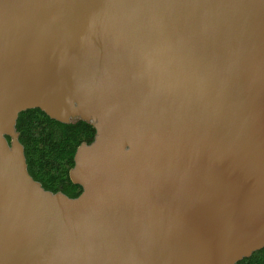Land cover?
Here are the masks:
<instances>
[{
	"label": "water",
	"instance_id": "95a60500",
	"mask_svg": "<svg viewBox=\"0 0 264 264\" xmlns=\"http://www.w3.org/2000/svg\"><path fill=\"white\" fill-rule=\"evenodd\" d=\"M30 109L95 128L69 172L78 197L29 174ZM262 249L264 0H0V264Z\"/></svg>",
	"mask_w": 264,
	"mask_h": 264
},
{
	"label": "trees",
	"instance_id": "16d2710c",
	"mask_svg": "<svg viewBox=\"0 0 264 264\" xmlns=\"http://www.w3.org/2000/svg\"><path fill=\"white\" fill-rule=\"evenodd\" d=\"M16 130L25 148L29 174L34 180L47 191L78 197L82 188L70 180L69 172L75 165L78 147L94 141L96 130L93 125L80 119L61 123L40 109H30L20 113ZM237 264H264V249Z\"/></svg>",
	"mask_w": 264,
	"mask_h": 264
}]
</instances>
